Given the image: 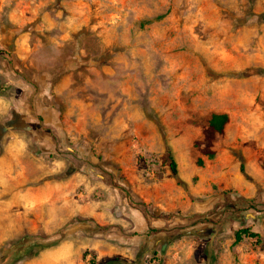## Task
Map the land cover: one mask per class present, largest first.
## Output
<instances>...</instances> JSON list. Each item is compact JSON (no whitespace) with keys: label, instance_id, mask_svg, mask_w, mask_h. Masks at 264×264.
I'll return each mask as SVG.
<instances>
[{"label":"rangeland","instance_id":"374dc122","mask_svg":"<svg viewBox=\"0 0 264 264\" xmlns=\"http://www.w3.org/2000/svg\"><path fill=\"white\" fill-rule=\"evenodd\" d=\"M213 113L229 120L207 159L196 141ZM57 154L92 191L50 225L49 202L18 193ZM12 156L0 264H101L92 245L116 230L128 264H264V240L233 236L264 239V0H0V159Z\"/></svg>","mask_w":264,"mask_h":264},{"label":"crops","instance_id":"0c3cea01","mask_svg":"<svg viewBox=\"0 0 264 264\" xmlns=\"http://www.w3.org/2000/svg\"><path fill=\"white\" fill-rule=\"evenodd\" d=\"M14 157L15 156L9 159H0V168L8 166L4 162L6 160H14ZM23 166L24 164H22V167ZM37 166L40 167L39 172L33 178L36 183L33 184V187H26L22 192L20 191L18 193V198L24 207L36 206L47 200L49 202L48 223L50 225H60L63 219L70 215L72 209L76 210L80 208L81 202L84 198L88 197L92 189H88V185L82 177H77L72 174L71 166L66 168L64 159L61 155L57 154L56 157L52 159V164L49 167L41 168L44 167L41 164ZM17 167H19V164H17ZM2 177L3 176H1L0 179L4 183L5 179ZM10 182L14 185H21L24 184V178L19 177L16 178L15 181H6L7 184H10ZM126 231H130V229ZM108 239H116L118 241L112 244ZM131 243L132 242H130L128 238V233L116 230L112 233H108L106 240L97 239L92 247L95 249L96 253H98V256L106 261L117 258L123 261L124 264H128L132 255L127 245ZM65 246H69L68 241H62L60 243V247L63 248ZM87 257L88 255H86L84 259H87Z\"/></svg>","mask_w":264,"mask_h":264},{"label":"trees","instance_id":"16d2710c","mask_svg":"<svg viewBox=\"0 0 264 264\" xmlns=\"http://www.w3.org/2000/svg\"><path fill=\"white\" fill-rule=\"evenodd\" d=\"M229 117L226 113H213L207 120L206 125L202 130L201 138L196 141L198 150L202 156H205L207 159H211L215 154V142L221 137L224 133L225 126L228 123ZM166 157L168 159V166L172 176L176 177L178 174L177 163L175 161L171 147H166L165 149ZM196 163L202 165V159L197 158ZM241 171H243V164L240 165ZM234 242L238 243L243 238H251L254 241L261 242L264 239L258 232L252 231L249 227L243 226L234 231ZM89 254V251H85L82 254V257L85 258ZM90 264L95 263L93 255H90L88 260ZM101 264H121V261L117 258L107 260Z\"/></svg>","mask_w":264,"mask_h":264}]
</instances>
